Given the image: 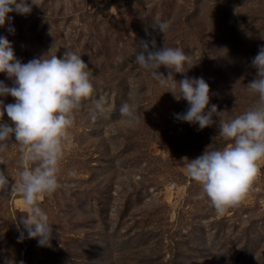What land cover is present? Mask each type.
I'll use <instances>...</instances> for the list:
<instances>
[{
    "label": "rangeland",
    "instance_id": "1",
    "mask_svg": "<svg viewBox=\"0 0 264 264\" xmlns=\"http://www.w3.org/2000/svg\"><path fill=\"white\" fill-rule=\"evenodd\" d=\"M9 15L15 32L6 21L0 36L17 58L74 51L93 73L94 92L74 113L61 187L38 201L52 225L50 246L26 232L18 242L27 213L11 191L20 172L14 136L0 153L10 181L0 190V264H264V166L247 198L218 213L183 158L229 142L216 125L198 130L176 120L188 108L172 93L179 89L134 63L142 42L182 48L194 65L174 79L202 77L210 104L225 111L222 119L234 118L258 101L247 84L256 75L251 59L264 46V0H38L30 14ZM155 21L170 24L165 35ZM158 71L167 77L170 70ZM0 81L12 86L4 73ZM125 101L138 108L135 127L120 115ZM0 122L12 123L6 113Z\"/></svg>",
    "mask_w": 264,
    "mask_h": 264
},
{
    "label": "clouds",
    "instance_id": "2",
    "mask_svg": "<svg viewBox=\"0 0 264 264\" xmlns=\"http://www.w3.org/2000/svg\"><path fill=\"white\" fill-rule=\"evenodd\" d=\"M33 6H38V0H0V27L8 21V32L14 33L9 14L28 15ZM154 27L165 35L170 24L155 21ZM49 52L25 63L16 57L9 40L0 36V73L6 74L12 85L0 81V97L11 96L15 100L10 104L0 100V121L6 113L12 122L11 125L0 122V153L8 151L14 136L20 146L17 162L20 172L19 183L13 184L11 191L23 197L27 213L18 221V242L23 241L26 232L27 238H38L42 247L50 246L52 225L38 201L61 187L60 165L70 144L74 113L94 92L93 73L80 55L67 50L58 58ZM134 63L150 72L161 86L179 89V95L172 93L177 99L186 100L188 108L174 114L176 120L198 125V130L218 127V136L229 143L222 149L209 151L207 148L191 160L185 157L183 166L200 186L201 195L218 213L239 206L264 166V46L251 59L256 75L247 84V91L257 95L258 101L254 107L230 119H222L225 111H218L217 105L210 104V87L202 77L185 75L179 82L174 79L173 72L183 74L194 65L182 48L168 46L165 42L158 47L154 39L142 42ZM162 66L170 70L167 77L158 71ZM102 101V97L96 101L100 111ZM119 111L128 126L139 124L135 102H123ZM9 184L7 174L0 170V190Z\"/></svg>",
    "mask_w": 264,
    "mask_h": 264
}]
</instances>
